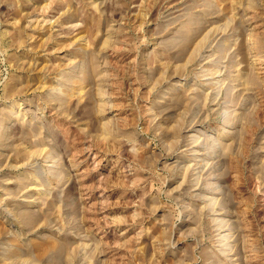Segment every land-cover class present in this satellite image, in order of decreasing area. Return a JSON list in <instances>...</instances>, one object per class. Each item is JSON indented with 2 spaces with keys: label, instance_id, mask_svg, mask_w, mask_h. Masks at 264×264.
Instances as JSON below:
<instances>
[{
  "label": "rangeland",
  "instance_id": "1",
  "mask_svg": "<svg viewBox=\"0 0 264 264\" xmlns=\"http://www.w3.org/2000/svg\"><path fill=\"white\" fill-rule=\"evenodd\" d=\"M0 264H264V0H0Z\"/></svg>",
  "mask_w": 264,
  "mask_h": 264
},
{
  "label": "bare ground",
  "instance_id": "2",
  "mask_svg": "<svg viewBox=\"0 0 264 264\" xmlns=\"http://www.w3.org/2000/svg\"><path fill=\"white\" fill-rule=\"evenodd\" d=\"M238 4H239V3H238ZM239 19H240V18H239ZM259 44H260V46L262 47L263 44H261V43H259ZM245 78H246V77H245ZM244 81H245V80H244ZM245 82H246V81H245ZM14 83H15V81H14ZM20 84H21V83H20ZM18 85H19V84H18ZM18 85H17V86H18ZM244 86H245V85H244ZM11 87H12V86H11ZM18 87H19V86H18ZM12 88H13V87H12ZM16 89H17V88H16ZM14 90H15V89H14Z\"/></svg>",
  "mask_w": 264,
  "mask_h": 264
}]
</instances>
